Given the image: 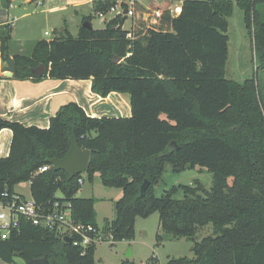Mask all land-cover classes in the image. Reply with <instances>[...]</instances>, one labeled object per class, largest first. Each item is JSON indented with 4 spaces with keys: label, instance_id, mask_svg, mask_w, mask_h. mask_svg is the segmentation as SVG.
Listing matches in <instances>:
<instances>
[{
    "label": "trees",
    "instance_id": "1",
    "mask_svg": "<svg viewBox=\"0 0 264 264\" xmlns=\"http://www.w3.org/2000/svg\"><path fill=\"white\" fill-rule=\"evenodd\" d=\"M94 3L104 11L110 4ZM234 4L243 13L258 60L264 61V0H184L178 16L170 13L171 0H146L134 5L128 30L121 16L101 29L85 28L92 21L87 16L75 37L64 25L51 40L36 42L30 55H13L15 80H91V91L102 98L127 93L131 116L91 118L71 101L46 129L0 118V131L12 132L9 155L0 158V193L11 194L28 182L38 206L47 211L56 202L68 204L75 222L96 226L95 200L76 197L81 175L69 179L52 167L39 172L64 158L75 136L79 147L90 151L87 181L98 174L103 187L122 192L114 219L104 228L112 242L132 241L136 218L158 213L162 234L157 242L193 241L196 227H213L211 235L193 242L192 258L166 264H264V99L254 78L239 83L226 76ZM154 12L159 16L148 23L143 16ZM3 28L0 58L5 62L11 30ZM41 65L44 73L36 76L32 70ZM166 163L173 173L196 166L209 172L210 188L172 186L157 197L154 188ZM145 180L150 186L141 196ZM178 189L183 197L173 199ZM94 253L95 245L82 250L24 219L8 239H0V261L6 264L16 259L98 264Z\"/></svg>",
    "mask_w": 264,
    "mask_h": 264
},
{
    "label": "rangeland",
    "instance_id": "2",
    "mask_svg": "<svg viewBox=\"0 0 264 264\" xmlns=\"http://www.w3.org/2000/svg\"><path fill=\"white\" fill-rule=\"evenodd\" d=\"M16 5L19 4L20 0H15ZM42 4H40V2ZM37 6V11L46 9L50 5H58L60 7V12L48 15L42 14L38 15L39 24L36 23L34 36H43L44 39L48 40L53 38V32L51 29L55 28L56 30H61L64 25L67 27L68 31L72 36H76L78 29L82 25L83 18L87 16L92 17L91 26L93 29H101L107 24V21H101L97 16L96 12L102 11L107 13L108 7L104 10L97 9L96 4L88 2V0L79 5H68V0H39ZM146 0H141L144 4ZM184 0H171L172 5L178 4ZM234 2V0H231ZM42 5H44L42 7ZM12 17V16H11ZM13 18V17H12ZM11 18V19H12ZM127 20L123 23V29L128 30L131 26L132 20L126 18ZM11 21V20H10ZM229 28H228V63L226 67V76L236 82H243L248 78H254L256 84L260 91L261 97L264 99V61L258 60V52L255 50V44L253 43L252 36L248 35L247 30L245 29L243 13L242 11L234 4L232 15L228 18ZM17 30L21 31L25 23L22 21H16ZM254 25H251V35H253ZM4 28L1 27L0 31ZM47 31L48 35L44 36V32ZM27 55V54H24ZM162 181L159 185L155 187V195L161 197L165 190L170 189L172 186H193L197 183H200L205 189H209L212 184V174L199 168H188L180 173H173L171 171V166L169 163L165 165V171L162 175ZM82 187V186H81ZM90 182L85 181V190H90ZM100 190H105L99 183ZM107 189V188H106ZM17 190L24 194L28 199L29 183H21L17 185ZM95 187V191H96ZM84 195V194H83ZM183 191L178 189L177 192L173 195V199H182ZM95 204L97 203V208L95 210V222L98 225H105L107 221H110L114 217V201L93 198ZM149 218V217H148ZM147 220L142 218H136V243L132 244L134 250L130 261L134 264H166L172 258L187 257L192 258L193 254L191 252V247L193 242H200L203 238L211 235L212 225L208 224L203 227H196V232L194 235L193 241L187 239H178L174 240L171 238H164L162 242H157L155 237L157 234L161 235L162 232L158 230V213H154ZM114 219V218H113ZM145 222L146 228L142 231L141 223ZM138 230V233H137ZM100 238L95 245V261L98 264H120L121 260H125L124 255L128 249L127 247L123 252L124 245L116 244L113 245V242L110 240V235L106 231L100 230ZM132 250V249H131ZM0 264H6L0 261ZM15 264H23L21 259H16Z\"/></svg>",
    "mask_w": 264,
    "mask_h": 264
},
{
    "label": "crops",
    "instance_id": "3",
    "mask_svg": "<svg viewBox=\"0 0 264 264\" xmlns=\"http://www.w3.org/2000/svg\"><path fill=\"white\" fill-rule=\"evenodd\" d=\"M16 2L15 0L7 2L6 0H0V28L6 26L11 30V41L8 45V56L10 58L13 55L27 54L26 56H28L36 42L46 40L43 36L38 37L33 35L36 23L39 24L38 15L41 16V13L52 15L60 12V8H63L58 5H50L46 9L37 11V8H33V6H37L39 4L38 1L32 3L30 0H20L17 5ZM84 2L83 0H68V5H79ZM88 2L91 1L88 0ZM40 4L42 3L40 2ZM11 18H16L15 22L22 21L23 24L25 23L21 31L17 30L15 22L11 23ZM51 31L53 32V36L56 32H59L55 28L51 29ZM45 33L47 31L44 32V36H47L48 33ZM5 68L6 64L0 58V118L2 119L20 123L25 127L35 126L46 129L49 126L50 118L55 115L57 110L71 101L77 103L83 109L86 116L91 118H129L131 116L130 96L127 93L112 92L105 98H102L91 91V80L44 79L40 82L15 80L13 76H5ZM11 140L12 132L9 129H2L0 131V158H6L9 155ZM83 180V185L76 194L78 198H109L115 203L122 195L120 189L105 188V190H100L97 188L100 183L98 174H95L93 181L90 182V190H85V181H87L85 174L83 175ZM14 192L25 197L24 194L17 190V185L14 187ZM28 198H31L30 194ZM97 205V203L94 204V211ZM113 218L107 221L105 225L111 222ZM146 220L141 223L140 231L146 228ZM136 221L137 219L134 225L135 237L132 241L113 242V245H124L123 252L127 247H131L133 254L134 248L132 244L136 243ZM95 224L99 231L102 229L105 231V225H98L96 222ZM157 225L158 232L160 229L159 224ZM122 261L124 259L120 261V264Z\"/></svg>",
    "mask_w": 264,
    "mask_h": 264
},
{
    "label": "built area",
    "instance_id": "4",
    "mask_svg": "<svg viewBox=\"0 0 264 264\" xmlns=\"http://www.w3.org/2000/svg\"><path fill=\"white\" fill-rule=\"evenodd\" d=\"M92 3L97 0H90ZM102 2H110L107 13L102 11L96 12V16L101 21H107L121 16L131 18L134 15V5L136 3L144 5L141 0H100ZM182 1L178 4L171 5L170 13L172 16H178L181 13ZM124 12H126L124 14ZM159 16V12H154V16L144 15V19L148 23H155L154 18ZM16 18L11 20L13 24ZM47 34V33H45ZM51 166H43L39 172L49 170ZM83 175L78 179V184L83 185ZM24 219L32 226L44 228L54 231L62 237L71 239V245L79 247L82 250L96 245L100 236L99 230L92 224H83L75 222L72 218L71 210L68 204L63 206L56 202L52 208L45 210L38 206L32 198H25L18 193H8L4 191L0 193V239L9 238L11 231L16 230L19 226V220ZM111 240V238H110ZM112 242V240H111Z\"/></svg>",
    "mask_w": 264,
    "mask_h": 264
},
{
    "label": "water",
    "instance_id": "5",
    "mask_svg": "<svg viewBox=\"0 0 264 264\" xmlns=\"http://www.w3.org/2000/svg\"><path fill=\"white\" fill-rule=\"evenodd\" d=\"M206 1L213 2L216 0H206ZM125 13L126 12H124V14ZM83 26L85 28L92 29V27L88 23H84ZM5 64H6L5 76L7 77L13 76L14 62L12 58H10L9 56H5ZM32 73L35 74L36 76H41L44 73V67L41 65L33 69ZM172 145L177 149L175 143H172ZM89 159H90V151L80 148L75 136H73L70 149L66 154V156L62 159H53L50 162V165L54 171H63L69 179H72L77 175H82L86 173L88 169ZM149 186L150 183L145 180L140 187L141 196L145 194ZM63 242L67 244H71V239L68 237H64ZM131 256H132V250L128 249L124 257L129 259L131 258ZM34 264H47V262L45 259H37L34 261Z\"/></svg>",
    "mask_w": 264,
    "mask_h": 264
}]
</instances>
